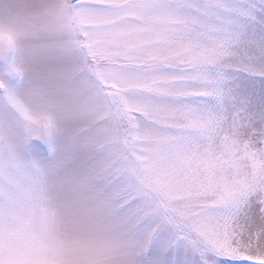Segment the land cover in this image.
I'll list each match as a JSON object with an SVG mask.
<instances>
[{
  "label": "snow or ice",
  "instance_id": "snow-or-ice-1",
  "mask_svg": "<svg viewBox=\"0 0 264 264\" xmlns=\"http://www.w3.org/2000/svg\"><path fill=\"white\" fill-rule=\"evenodd\" d=\"M0 264H264V0H0Z\"/></svg>",
  "mask_w": 264,
  "mask_h": 264
}]
</instances>
